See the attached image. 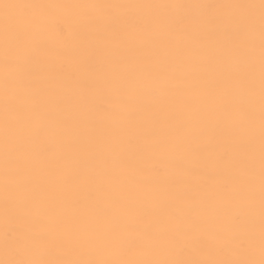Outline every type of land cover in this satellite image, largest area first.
Instances as JSON below:
<instances>
[{
	"label": "snow or ice",
	"instance_id": "obj_1",
	"mask_svg": "<svg viewBox=\"0 0 264 264\" xmlns=\"http://www.w3.org/2000/svg\"><path fill=\"white\" fill-rule=\"evenodd\" d=\"M0 264H264V0H0Z\"/></svg>",
	"mask_w": 264,
	"mask_h": 264
}]
</instances>
